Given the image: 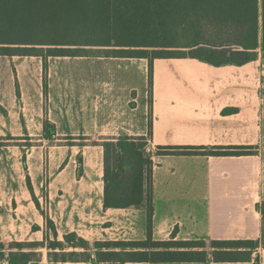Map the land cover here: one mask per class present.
I'll use <instances>...</instances> for the list:
<instances>
[{
  "label": "crops",
  "instance_id": "crops-1",
  "mask_svg": "<svg viewBox=\"0 0 264 264\" xmlns=\"http://www.w3.org/2000/svg\"><path fill=\"white\" fill-rule=\"evenodd\" d=\"M60 60L91 62L94 68L87 73L86 89H77L83 82L78 77L84 74L53 72L50 64ZM47 64L45 93L43 58L0 55V206L14 211L11 215L0 213V241L34 240L33 236L37 241L43 239V217L32 220L29 215L36 211V205L26 184V174L31 177V173L24 170L22 158L25 154L29 159L39 149L42 152L41 143L49 141L43 138L47 119L55 125V140L62 142L54 151L53 175L45 187V205L58 233L74 231L88 241H113L117 238H111V230L116 224L120 241L146 238L143 207H103V147L89 145L81 152L74 142L80 136L97 143L122 134L144 136L153 161L154 240L170 239L176 228L178 240L258 241L247 261L157 264H264L263 216L259 210L264 205L261 57L242 65L220 66L190 57L155 58L150 94L147 58L107 56L102 50L89 57H52ZM68 137H72V145L63 143ZM22 141L39 144L30 152L19 144ZM159 146L253 148L252 154L246 155H159ZM79 154L83 155L80 176ZM33 178V191L40 201L42 185ZM18 220L23 222V232ZM33 224L40 229L33 231Z\"/></svg>",
  "mask_w": 264,
  "mask_h": 264
},
{
  "label": "trees",
  "instance_id": "trees-1",
  "mask_svg": "<svg viewBox=\"0 0 264 264\" xmlns=\"http://www.w3.org/2000/svg\"><path fill=\"white\" fill-rule=\"evenodd\" d=\"M102 50L107 56L147 58L149 94L155 58L190 57L215 66L242 65L260 53L264 62V0H0V55L43 58L45 93L48 58L96 56ZM54 136L55 125L46 119L43 138L53 140ZM30 145L27 141L25 146ZM92 145L103 147V207H143L146 238L90 243L76 232L66 231L59 239L55 223L41 210L43 240L11 241L7 245L0 241V261H40L38 248H46L49 263L88 262L93 258L98 264L235 262L251 258L258 241L250 239L209 240L207 247L205 240L175 239V228L170 239L154 240L153 161L146 151V137L122 134ZM252 148L159 146L157 154L246 155L252 154ZM25 160L24 154L26 169ZM78 162L80 176L81 154ZM26 184L40 210L28 174ZM259 210L264 227V205ZM39 229L32 225L33 231ZM25 247L30 250L24 251Z\"/></svg>",
  "mask_w": 264,
  "mask_h": 264
},
{
  "label": "rangeland",
  "instance_id": "rangeland-1",
  "mask_svg": "<svg viewBox=\"0 0 264 264\" xmlns=\"http://www.w3.org/2000/svg\"><path fill=\"white\" fill-rule=\"evenodd\" d=\"M258 57H261L260 53H259ZM50 58H52V57H50ZM50 58H48L46 60V65H47V69H46V83L48 81V71H49L48 70V64L49 63L47 64V61ZM50 66L53 67V72H56V74L57 73H61V72L73 73V74H76V73L84 74L85 76H79L78 77V79H82L83 80V82H80V86L76 85L77 89H79V90L80 89H82V90L86 89L87 83H85V81H87V73H88L89 70H92L94 68V66H91V62H88V61L77 62V61L60 60L58 62H55V64H50ZM69 78L72 79V78H77V77L76 76H74V77L69 76ZM74 82H76V81H74ZM69 140H70V138L68 140L64 141L63 143L64 144L73 143V142H71ZM94 141L95 140L93 138H91V137H81L80 136V137H76V140L74 142L80 146L81 152H83V151L86 150L85 146L92 145V143ZM29 142H30L31 145L30 146H26V148H28L30 150V152H31V151H33L35 149V146H37L39 143L36 142V141H29ZM26 143H27V141L19 142V144H24V145H26ZM41 144H43L42 152H41V149H39L40 152L38 150V152H39L38 154L33 152L34 154L32 153V155L30 156L29 159L26 158V160H25L26 161V169L24 168V170H26L28 173L29 172L31 173V177L30 178L34 177L33 180L35 181L36 184H38L39 186L42 185L41 188H40V191H39V198H41L40 201H39L40 210H38L37 207H36V211L34 210L33 213L29 214L32 220H34L37 216L38 217H40V216L43 217L42 214H41V210L43 212H45L46 214H48L49 206H48V204L45 205L46 204L45 200L48 201V198L46 197L45 187L48 186V183L50 181V177H51V175H53V173H51V172H52V170H54V169H52V167H53L52 159L55 156L54 151L57 148V146L62 144V142L56 141L55 138H54L53 140L45 141V143H41ZM81 154H83V153H81ZM13 174L15 175V173H13ZM23 174L25 175L24 172H23ZM36 177H38V178H36ZM23 181L25 182V178L23 179ZM16 185H18L17 181H16ZM0 208L2 210V212H1L2 215H6V214L11 215L14 212L10 208L5 209V208H3L1 206H0ZM16 211H17V213L20 214L19 210H16ZM41 217L39 219H41ZM18 221H19V223L17 225L19 226V231L23 232V230H22L23 222L21 220H18ZM126 222L129 223V221H126ZM1 224H2V222H1ZM123 225H125L124 221H123ZM113 226H115V227H113L112 230H111L112 231L111 238H117L115 240L113 239V241H120V238H119L120 228L116 224L115 225L113 224ZM26 227H27V225H26ZM124 229H125V226H123V231H124ZM60 232L61 233H58L59 234V239L62 237V235L64 233L63 231H60ZM124 237H126V236H124V232H123V238ZM32 238L34 240H31L30 238H26L28 240H21V241L22 242L37 241L36 240V236H33ZM42 240H39V241H42ZM10 242L11 241H8V240L3 241V243L5 245H7ZM90 243H93V242L90 241ZM205 243H206V246L209 247L210 241L209 240H205ZM23 250L24 251H29L30 248L25 247V249H23ZM35 250L36 251H41L42 258H41L40 261H32L29 264H50L48 262V260H47V256H46L47 250H46V248H38V249H35ZM6 252H8V250H6ZM93 261H94V263H96L94 258L92 259V262ZM96 264H98V263H96ZM132 264H135V263H132ZM136 264H153V263L146 262V263H136ZM155 264H157V263H155Z\"/></svg>",
  "mask_w": 264,
  "mask_h": 264
}]
</instances>
